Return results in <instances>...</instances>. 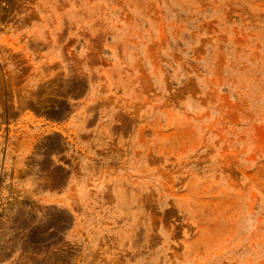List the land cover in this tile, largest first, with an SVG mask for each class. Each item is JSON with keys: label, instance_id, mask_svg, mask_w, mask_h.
<instances>
[{"label": "rangeland", "instance_id": "rangeland-1", "mask_svg": "<svg viewBox=\"0 0 264 264\" xmlns=\"http://www.w3.org/2000/svg\"><path fill=\"white\" fill-rule=\"evenodd\" d=\"M0 264H264V0H0Z\"/></svg>", "mask_w": 264, "mask_h": 264}]
</instances>
